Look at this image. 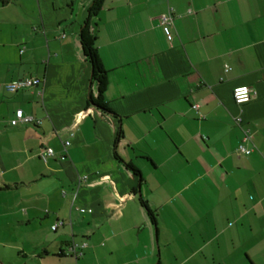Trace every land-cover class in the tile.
Segmentation results:
<instances>
[{
  "label": "crops",
  "instance_id": "obj_1",
  "mask_svg": "<svg viewBox=\"0 0 264 264\" xmlns=\"http://www.w3.org/2000/svg\"><path fill=\"white\" fill-rule=\"evenodd\" d=\"M93 1L0 0V264H264V0H105L115 114L88 105ZM23 78L44 95L6 88ZM240 86L256 93L242 107ZM18 109L41 125L12 127Z\"/></svg>",
  "mask_w": 264,
  "mask_h": 264
},
{
  "label": "built area",
  "instance_id": "obj_2",
  "mask_svg": "<svg viewBox=\"0 0 264 264\" xmlns=\"http://www.w3.org/2000/svg\"><path fill=\"white\" fill-rule=\"evenodd\" d=\"M176 16H175V8L171 5L168 6L167 12L163 14L159 18V24L162 26L168 36V38L171 40L173 39L177 34V28H176ZM62 37H65L63 35ZM43 81L39 78H23L14 82H11L6 85V88L9 91L16 92L19 90L27 89V88H38V93L43 96L44 95V87H43ZM254 89L248 86H240L234 89V100L235 103L242 107L243 105L249 103L252 98L255 95ZM194 109H198V105H193ZM238 124H241L242 119L238 117L236 119ZM12 127H18L21 124H28L33 123L36 125H41V120H36L32 116H28L25 114V112L22 109H18L15 113V117L9 122ZM250 133L248 130L245 129L244 131V139L243 141L238 145L237 151L239 154L243 155H251L253 153L254 148L248 147L245 143L250 141ZM70 145L69 141L64 142V148H63V154H61V160L67 161V147ZM55 156V150L53 148H47L42 154L41 158L44 162H47V159L49 157ZM88 179V176H78L77 182L78 184H81L82 182L86 181ZM81 212H86V209H80ZM89 212H92V210H88ZM58 228V225H55L53 227V230H56ZM86 245H73L71 247V251L74 252L73 254L75 257H81L83 255V249Z\"/></svg>",
  "mask_w": 264,
  "mask_h": 264
},
{
  "label": "trees",
  "instance_id": "obj_3",
  "mask_svg": "<svg viewBox=\"0 0 264 264\" xmlns=\"http://www.w3.org/2000/svg\"><path fill=\"white\" fill-rule=\"evenodd\" d=\"M104 1L105 0H94L89 6L85 25L82 27L80 32V43L84 58L92 68V81L97 86L98 90L96 96H94L93 93L90 94L88 98V105L92 104L107 113L115 114L106 100V92L109 85L108 71L104 68L100 59L97 46V36L94 29L95 21L104 6ZM121 133L122 132H120V134ZM128 167L135 172H138L132 165H128ZM141 201L143 206L148 209L151 220L155 223L156 216L154 212L148 208L146 201L143 199Z\"/></svg>",
  "mask_w": 264,
  "mask_h": 264
},
{
  "label": "rangeland",
  "instance_id": "obj_4",
  "mask_svg": "<svg viewBox=\"0 0 264 264\" xmlns=\"http://www.w3.org/2000/svg\"><path fill=\"white\" fill-rule=\"evenodd\" d=\"M1 250H3V248L0 247V252H1Z\"/></svg>",
  "mask_w": 264,
  "mask_h": 264
}]
</instances>
